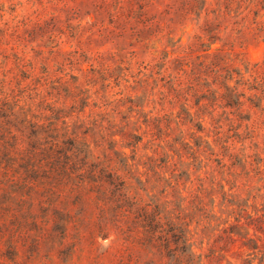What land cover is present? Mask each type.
Wrapping results in <instances>:
<instances>
[{
    "label": "rangeland",
    "instance_id": "rangeland-1",
    "mask_svg": "<svg viewBox=\"0 0 264 264\" xmlns=\"http://www.w3.org/2000/svg\"><path fill=\"white\" fill-rule=\"evenodd\" d=\"M190 1L0 0V264H264V0Z\"/></svg>",
    "mask_w": 264,
    "mask_h": 264
},
{
    "label": "trees",
    "instance_id": "trees-1",
    "mask_svg": "<svg viewBox=\"0 0 264 264\" xmlns=\"http://www.w3.org/2000/svg\"><path fill=\"white\" fill-rule=\"evenodd\" d=\"M128 1H130V0H128ZM229 1H230V4H231L234 0H229ZM240 1H242V0H240ZM198 2H199V0L190 1L189 4H188L189 5V8H188L189 10L188 11H190V12L195 11L197 9V7H198ZM202 2H203V5L202 6L204 7L206 5V3H207V0H202ZM252 13L254 14V20H255V18L258 16V12L254 10ZM246 16L247 15H245L243 18H245ZM203 30L204 31H207V32L210 31L209 33H212L211 32L212 30H206V28L203 29ZM209 37L211 38V37H213V35H211ZM208 50H209V48L205 49V51H208ZM213 67H216V65L213 64ZM196 77H199V76H196ZM230 78H231V76H230ZM3 105H5V103H3ZM75 140H76L75 138H68V141H70V143H72V144L75 142ZM143 220L146 223V227H147V230L148 231H150V232L153 231V230L156 231L155 228L158 227L157 226L158 221L156 220L155 217L154 218L151 217V216L149 217V215H148V216H145V219H143ZM236 221H239V220H236ZM174 230H175V232H174ZM159 231L162 232L163 230H159ZM169 232L171 233V236L173 238L172 240H180V242L182 244H184V243L186 244L187 238H185V236H184V230H183V228H181L180 226H177L176 228H170L166 232V234H168ZM230 233H232V231H230ZM162 237H163V235H162ZM166 239L167 238H164L163 240H166ZM180 248L181 249H184L185 248V245L181 246ZM190 254L193 255V252L191 251V248H190Z\"/></svg>",
    "mask_w": 264,
    "mask_h": 264
}]
</instances>
